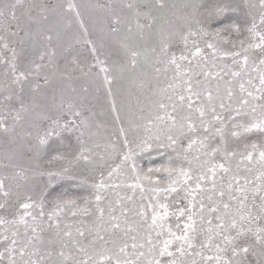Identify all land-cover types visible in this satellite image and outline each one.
<instances>
[{"label": "snow or ice", "instance_id": "snow-or-ice-1", "mask_svg": "<svg viewBox=\"0 0 264 264\" xmlns=\"http://www.w3.org/2000/svg\"><path fill=\"white\" fill-rule=\"evenodd\" d=\"M0 264H264V0H0Z\"/></svg>", "mask_w": 264, "mask_h": 264}]
</instances>
